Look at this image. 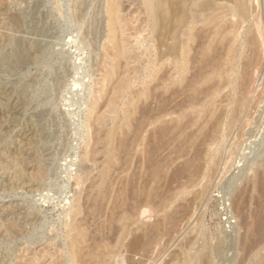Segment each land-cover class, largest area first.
Masks as SVG:
<instances>
[{
    "label": "rangeland",
    "instance_id": "1",
    "mask_svg": "<svg viewBox=\"0 0 264 264\" xmlns=\"http://www.w3.org/2000/svg\"><path fill=\"white\" fill-rule=\"evenodd\" d=\"M151 1L119 0L116 14L114 0H0V38L4 40L18 34V38L26 37L29 42L41 41L39 44L47 49L40 60L26 62V65L3 56L5 47L0 48V80L13 87L25 108L14 117L16 119L8 121L9 97L8 100L5 95L0 97L5 112L0 114V164H7L11 170L21 169L23 165L25 175H32L30 170H24L28 162L12 163L16 158L14 151H10L23 132L32 130L36 132L32 146L40 151L46 170L45 177L33 187L0 180V260L5 264H25L31 258L36 259V264H77L76 261L80 264L81 256L77 258L74 244L78 232L85 235V248L92 245L91 248L102 249L99 264H178L181 258L178 253L182 254V249L190 250L189 255L193 256H189L190 264L202 258L213 260L211 264H264V226L262 222L257 224L264 210V108L257 115L258 121L243 132L238 131V127L232 129L233 132L225 127L223 139L215 143L217 148L225 147H220L224 151L217 169L209 175H201L197 183L190 186L189 175L182 170L190 165V158L194 161L200 147L198 132L209 117L208 108L219 104L228 90L210 76L212 54L206 48L211 44L213 30L207 28L211 26L205 25L201 16L193 19L190 15L188 9L195 0H185L186 8L179 5V0H167L165 5L157 3L158 0ZM208 1L200 4L204 12L211 3ZM218 2L213 0L212 4ZM177 6H181L180 9ZM164 10L173 11L172 15L165 14ZM184 13L188 17L180 24L178 19ZM189 21H193L195 27L201 25L203 29L197 27L196 33L205 37L189 34L190 43L181 44V31ZM188 36L184 38L189 39ZM202 38L209 40L205 43ZM199 42L204 46H198ZM190 47H195L192 48L195 55ZM122 48L130 52L121 55ZM121 72L125 74L120 82L117 79ZM116 74L118 76H114ZM120 83L123 86L117 91ZM211 92L215 93L210 96ZM185 99L191 103H185ZM190 114L196 117L189 118ZM150 116L153 119L150 120ZM186 119L191 122L186 123ZM147 122L150 125L146 127ZM160 128L165 130L161 131L166 136ZM189 128L194 129L193 137L188 134L192 132ZM151 129L153 131L149 132ZM157 134L161 140L159 134L163 135V141ZM168 135L174 139L167 140ZM178 140L182 141L181 145ZM147 141H152L156 148ZM159 141L162 143L158 144ZM148 150H156L151 151L152 158ZM184 159L189 164L183 163L182 167ZM150 167L152 172L148 171ZM105 185L109 186L108 192ZM103 193H107V199H103ZM201 193L204 197L196 199ZM6 207H14V214H4ZM7 222L18 225L17 229L8 231L4 227ZM89 239L95 245L90 241L88 245Z\"/></svg>",
    "mask_w": 264,
    "mask_h": 264
},
{
    "label": "bare ground",
    "instance_id": "2",
    "mask_svg": "<svg viewBox=\"0 0 264 264\" xmlns=\"http://www.w3.org/2000/svg\"><path fill=\"white\" fill-rule=\"evenodd\" d=\"M117 1H119V0H114V3H113V10H114V12L117 14V10L119 9L118 8V5H117ZM149 2H150V0H148ZM152 1H154V0H152ZM151 1V2H152ZM156 1V0H155ZM166 1L167 0H158V2L157 3H159V4H161V5H165L166 4ZM174 1V0H173ZM180 1V4L179 5H181V6H185V8L186 7H188L184 2H185V0L183 1V0H179ZM202 1H204V0H195L192 4H191V6H189V9L188 10H190V15H192L193 16V19H196L197 17H200L201 18V20L203 19L204 21V24L205 25H209V26H211V27H207V28H209V29H212L213 30V36H212V38L210 39V41H211V44H209L208 45V48H206V50H207V52L208 53H210V54H212V59L210 58V57H207L208 59H211V61L210 60H208L207 59V61H210V63L209 64H211V65H209L208 63L206 64V65H209L210 66V76H211V78H212V80L214 81V82H217V81H220V83H221V87H223V89L224 90H228V92H225V94H224V98H223V103H222V101L219 103V104H216V105H214V107H212L211 109L210 108H208V113H209V115L207 114V116H209L208 117V119L206 120V122H205V124L203 125V126H201L200 127V130H199V132H198V141H199V143H200V145H199V143H198V145L200 146H198L199 148H198V151L196 152V154H195V157H194V161H193V159H191L190 158V160H192V162H190V165H188V166H186L182 171L183 172H187L188 173V175H189V185L191 186V185H194L195 183H197V180H199V177L201 176V175H205V174H208L209 175V173H211V171H213L214 169H217V166L219 165V162L221 161V159H222V157H221V152H222V148H220L221 146H219V148H217L216 146H215V143H217V141L220 139H223V130L225 129V127L226 128H229V130H231L232 131V129H234V128H236V127H238V131H241V132H243V130H244V128L246 129V128H249V127H251L252 125H254L257 121H258V119H257V115H258V113L260 112V110L261 109H263L264 108V0H225L226 2H224V3H221V1H224V0H219V2L218 3H215V4H212L213 3V0H210V1H208V2H211V3H208V6H207V8H206V13L204 12V10H202L201 9V6H200V4H201V2ZM207 1V0H206ZM217 1V0H216ZM122 2V1H121ZM147 2V1H146ZM124 3V2H123ZM127 3V2H126ZM179 3V2H178ZM177 3V4H178ZM203 3V2H202ZM206 3V2H205ZM204 3V4H205ZM206 3V4H207ZM171 4V3H170ZM122 5V4H121ZM172 5V4H171ZM149 6H151L152 7V4L151 5H149ZM167 6V5H166ZM180 6V7H181ZM174 7V6H173ZM177 7H179V6H177ZM180 7H179V9H180ZM200 8V9H199ZM151 9V8H150ZM179 9H177V10H179ZM152 10H153V8H152ZM174 10V9H173ZM182 12L181 13H183L184 12V9L182 8ZM121 11V10H120ZM151 11V10H150ZM165 11V10H164ZM171 12H173V11H165V14H171L172 15V13ZM35 13V12H34ZM180 13V14H181ZM123 14V13H122ZM177 14H178V12H177ZM13 15V14H12ZM16 15V14H15ZM14 15V16H15ZM36 15V14H35ZM124 15V14H123ZM160 15V14H159ZM16 16H18V15H16ZM20 16V15H19ZM170 16V15H169ZM34 17V16H33ZM35 17H37V15L35 16ZM152 17H154V16H152ZM186 17H188L185 13L182 15V17L180 16L179 18L180 19H178L179 20V22H180V24H184V22H186ZM169 18V17H168ZM174 18V17H173ZM182 18V19H181ZM125 19V18H124ZM175 19V18H174ZM173 19V20H174ZM192 19V20H193ZM33 20V19H32ZM126 20V19H125ZM198 20V19H197ZM37 22V21H36ZM167 22V21H166ZM171 23V22H170ZM117 24V23H116ZM155 24V23H154ZM172 24V23H171ZM159 25H161L162 26V24H159ZM116 26H118V25H116ZM173 26V25H172ZM201 26V25H200ZM199 25L197 26L198 28H202V26L200 27ZM120 27V26H119ZM177 27H178V25H177ZM197 27H195V25H194V22L193 21H189V24H187V27L186 28H184L183 29V31H181V34H180V40H182V43L181 44H183L184 42H186V43H190V41H191V39H190V37L188 36L189 34L191 35H194V33H196V32H198V31H196V30H198V28ZM207 28H206V30H207ZM123 29V28H122ZM161 29V28H160ZM159 29V30H160ZM172 29V28H171ZM176 29V28H175ZM203 29V28H202ZM117 31L119 30L118 29V27H117V29H116ZM121 30V29H120ZM123 30H125V29H123ZM205 30V31H206ZM114 32V31H113ZM119 32V31H118ZM161 32V31H160ZM171 32H173V31H171ZM125 33V32H124ZM166 33V32H165ZM164 33V34H165ZM203 33V32H202ZM206 33V32H205ZM7 34V33H6ZM5 34V35H6ZM17 33H15V35H16ZM119 34H120V32H119ZM126 34V33H125ZM197 34H200V33H196L195 35H197ZM19 35H21V34H19ZM122 35V34H121ZM124 35V34H123ZM184 35L185 36H188L189 37V39H186V38H184ZM210 35V34H209ZM7 36H8V34H7ZM17 36V37H16ZM16 36H9V37H6V39L4 38V40H2V38H0V48L2 49V48H4L5 47V51H4V53H2V54H4L3 56H5V57H7V58H10V59H13V60H16L17 62H20V63H26V62H29V61H33V62H36V61H38V60H40V57L42 56V55H44L47 51V49H46V47L44 46V45H42V44H39L40 42H38V43H33V42H29L28 40H27V38L25 37L24 39H26V40H24V39H22L21 37L20 38H18V34L16 35ZM126 36V35H125ZM128 36V35H127ZM178 36H179V34H178ZM205 37V34H200V37ZM208 36V35H207ZM116 37V36H115ZM164 37V36H163ZM169 37V36H168ZM195 37V36H194ZM198 37H199V35H198ZM200 37H199V39L198 40H200ZM203 37V38H204ZM30 38V37H29ZM120 38V37H119ZM118 38V39H119ZM128 38V37H127ZM182 38H184V39H182ZM196 38H197V36H196ZM202 38V39H203ZM209 38V37H208ZM186 39V40H185ZM201 39V40H202ZM115 40L116 41H118L119 42V40H117L116 38H115ZM124 40V39H123ZM126 40V39H125ZM164 40V39H163ZM209 39H206V41H208ZM33 41V40H32ZM36 41H38V38H37V40ZM115 41V42H116ZM161 41V40H160ZM196 41H197V39H196ZM203 41H205L204 39H203ZM206 41H205V43H206ZM85 42H87V41H85ZM118 42H116L115 44L116 45H118L117 43ZM126 42V41H125ZM198 42V41H197ZM43 43V42H42ZM119 43H121V40H120V42ZM130 43V42H129ZM162 43H163V41H162ZM204 43V42H203ZM108 44V43H107ZM107 44H106V46H107ZM123 44V43H122ZM126 44H128V39H127V43ZM192 44V43H191ZM201 44V42H199V44L197 43V45L199 46ZM120 45V44H119ZM119 45H118V48H119ZM194 45H196V43L194 44ZM202 45L203 44H201V47H202ZM215 45H217L216 47H215ZM219 45V46H218ZM121 46V45H120ZM204 46V45H203ZM126 47V46H125ZM132 47V46H131ZM131 47H129V49L131 48ZM197 47V46H196ZM107 48V47H106ZM110 48H112L111 47V45H110ZM191 48V47H190ZM192 48H195V47H192ZM191 48V49H192ZM198 48V47H197ZM108 49V48H107ZM106 49V50H107ZM114 49V48H113ZM113 49H112V51H113ZM119 49H121V48H119ZM220 49V50H219ZM105 50V51H106ZM127 49L126 48H122V50H120V52H121V55H122V53H126L127 51H126ZM193 51L195 50V49H192ZM197 50V49H196ZM198 50H199V48H198ZM198 50L196 51V52H198ZM108 51L109 52H111L109 49H108ZM200 51H202V50H200ZM130 52V51H129ZM129 52H127V53H129ZM191 53H193L194 55H195V51L194 52H191ZM199 53V52H198ZM108 54V53H107ZM103 55V54H102ZM192 55V54H191ZM190 55V56H191ZM194 55H192V56H194ZM128 56V55H127ZM197 56H200V55H197ZM203 56H205V54L203 55ZM206 56H208L207 54H206ZM110 57V56H109ZM120 57H122V56H120ZM103 58V57H102ZM195 59L197 58L196 56L194 57ZM42 59V58H41ZM185 59V58H184ZM189 59H191L190 57H189ZM188 59V60H189ZM205 59V58H204ZM197 60H199V59H197ZM102 61H103V59H102ZM124 61V60H123ZM129 61V60H128ZM206 61V60H205ZM206 61V62H207ZM12 62H14V61H12ZM185 62V61H184ZM31 63V62H30ZM195 63V62H194ZM193 63V64H194ZM102 64V63H101ZM129 64V63H128ZM192 64V63H191ZM192 64V65H193ZM21 65V64H20ZM26 65H27V63H26ZM165 65H166V63H165ZM189 65H190V63H189ZM192 65L190 66V67H188V69L190 68V69H192L193 67H192ZM198 65V64H197ZM21 66H24V64L23 65H21ZM122 66V65H121ZM123 66L125 67L126 65H125V63L123 64ZM201 66V65H200ZM205 65H202V67H204ZM119 67V66H118ZM117 67V68H118ZM173 67V66H172ZM197 67V66H196ZM205 67H207V66H205ZM166 68V67H165ZM199 68H201V67H199ZM209 68V67H208ZM120 69V68H119ZM126 69H127V67H126ZM196 69V68H195ZM202 69H204V68H202ZM206 69V68H205ZM125 70V69H124ZM114 71V70H113ZM121 71H123V69H121ZM200 71H203V70H200ZM205 71V70H204ZM209 71V70H208ZM109 72V71H108ZM117 72V71H116ZM124 72H126V71H124ZM124 72H121L120 74H121V76H120V74H119V79H117L118 81H122V79H123V77H122V74H125ZM187 72V71H186ZM193 73H194V71H192ZM196 73H198V72H196ZM196 73H195V76H196ZM200 73L201 72H199V76H200ZM110 74V73H109ZM186 74V73H185ZM203 74V73H202ZM205 74V73H204ZM110 75H112V73L110 74ZM167 75V74H166ZM184 75V74H183ZM198 75V74H197ZM114 76H118L117 74L116 75H114ZM187 76V75H186ZM206 76V75H205ZM120 77L122 78V79H120ZM167 77V76H166ZM207 77V76H206ZM202 78V77H201ZM200 78V79H201ZM112 79H113V77H112ZM193 79V78H192ZM190 80V79H189ZM201 80H203V78L201 79ZM117 81V82H118ZM195 81V80H194ZM199 81V80H198ZM117 82H115V83H117ZM186 82V81H185ZM189 82V81H188ZM192 82V81H191ZM196 82H197V80H196ZM115 83H113V85L115 84ZM195 83V82H194ZM198 83V82H197ZM177 84H179V83H177ZM186 84V83H185ZM190 84V83H189ZM214 85L216 84V83H213ZM213 84H212V86H213ZM219 85V84H218ZM123 86V83H120L119 84V86H118V88H117V91H119L120 90V88ZM209 86H211V85H209ZM220 86V85H219ZM184 87V86H183ZM186 87V86H185ZM187 87H190L189 85L187 86ZM206 87H208V85L206 86ZM214 87V86H213ZM201 88V87H200ZM203 88V87H202ZM202 88L200 89L201 90V92H203L202 91ZM209 88V87H208ZM215 88V87H214ZM28 89V88H27ZM27 89H25V90H27ZM165 89V88H164ZM164 89H162V90H164ZM183 89H185V88H183ZM211 89H212V87H211ZM177 90V89H176ZM175 90V91H176ZM207 91V89H205L204 88V91ZM115 91V89L112 91V92H114ZM197 91V90H196ZM210 91V90H209ZM15 90L13 89V87L11 86V85H9V84H7V83H4L3 81H1L0 80V97L2 98V96L3 95H5V96H7L6 97V99L9 97V105H10V107H9V109L8 110H6V112H7V120L8 119H13L14 117H16V116H18V115H20V114H22V112L24 111V102H23V100L20 98V96H18V95H16L15 93ZM173 92V91H172ZM180 92V91H179ZM201 92H199V95H201L200 93ZM152 92H150L149 94H151ZM187 93V92H186ZM190 93V92H189ZM188 93V96L190 95ZM207 93V92H206ZM215 92H211L210 93V96L211 95H213ZM165 94H167V93H165ZM185 94V93H184ZM192 94H194V93H192ZM198 94V93H197ZM151 95H153V93L151 94ZM179 95H181V92H180V94ZM186 95V94H185ZM209 96V95H208ZM151 97V96H150ZM149 97V98H150ZM168 97V96H167ZM166 97V98H167ZM190 97H192V95L190 96ZM3 98H5V97H3ZM171 98V97H170ZM185 98H186V96H185ZM193 98H195L194 96H193ZM202 98V97H201ZM205 98V96L203 97V99ZM112 99V98H111ZM189 99V98H188ZM200 99V98H199ZM8 100V99H7ZM165 100H167V99H165ZM169 100V99H168ZM181 100V99H180ZM186 100V99H185ZM193 100V99H192ZM170 101H172V98H171V100ZM169 101V102H170ZM189 101H191L190 99H189ZM189 101H184L185 103H187V102H189ZM196 101V100H195ZM194 101V102H195ZM208 101H211V98L210 99H208ZM168 102V103H169ZM184 102H182V103H184ZM191 102H193V101H191ZM191 102H189V103H191ZM197 102H199V101H197ZM197 102H195L196 104H197ZM109 103H110V101H109ZM166 103V102H165ZM195 103H192V104H195ZM161 104V103H160ZM163 104V103H162ZM161 104V105H162ZM174 104V103H173ZM177 104L179 105V103H178V101H177ZM172 105V104H171ZM177 105V106H178ZM167 106V105H166ZM176 106V107H177ZM2 103H1V100H0V114L1 113H3V114H5V112H3V110H2ZM183 107H185V106H183ZM175 108V107H174ZM178 108V107H177ZM148 109V108H147ZM171 109H172V106H171ZM181 109H182V106H181ZM149 110V109H148ZM164 110V109H163ZM169 110V109H168ZM185 110V109H184ZM169 112V111H168ZM167 112V113H168ZM202 112V111H201ZM147 113V112H146ZM161 113H162V111H161ZM132 115V114H131ZM147 115V114H146ZM146 115H144V117H147ZM157 115V114H156ZM155 115V116H156ZM161 115V114H160ZM191 115V114H190ZM197 115V114H196ZM5 116V117H6ZM136 116V115H135ZM207 116H205L206 118H207ZM4 117V118H5ZM192 117V115L189 117V118H191ZM194 117H196V116H194ZM194 117H192L193 119H194ZM14 119H16V118H14ZM151 119H153V118H151V116H150V120ZM205 119V118H204ZM6 120V122H8ZM190 120V119H189ZM187 121V119L185 120L186 121V123H188V122H191V121ZM14 121V120H13ZM140 121V120H139ZM138 121V122H139ZM145 121V120H144ZM176 120H174V122H175ZM203 121H205V120H203ZM11 122V121H10ZM183 122V121H182ZM5 122H3V124H4ZM130 123H131V121H130ZM184 123V122H183ZM2 124V125H3ZM7 124V123H6ZM137 124V123H136ZM200 124V123H199ZM203 124V123H202ZM5 125V124H4ZM133 125V124H132ZM135 125V124H134ZM150 124H148V122H147V125H146V127L147 126H149ZM164 125H165V123H164ZM167 125V124H166ZM165 125V129H166V133H167V126ZM172 126H174L175 125V123H172L171 124ZM171 125H170V127H171ZM177 125V124H176ZM183 125V127L185 128V123L184 124H182ZM8 126H9V124H8ZM156 126V125H155ZM163 126V125H162ZM197 126H198V124H197ZM7 127V126H6ZM5 127V128H6ZM133 127V126H132ZM138 127V126H137ZM161 127V126H160ZM182 127V128H183ZM2 128V127H1ZM9 128V127H8ZM161 128H163V127H161ZM160 128V132H165V130H163V129H161ZM168 128H169V125H168ZM182 128L180 129V128H178L179 130H182ZM35 129V128H34ZM126 129V128H125ZM145 129V128H144ZM177 129V130H178ZM189 129H191V128H189ZM196 129H199V128H196ZM42 131H43V129H41ZM162 130V131H161ZM169 130H171V129H169ZM192 130V129H191ZM194 130V129H193ZM193 130H192V132H190V133H188V134H192L193 133ZM236 130V129H235ZM134 131V130H133ZM153 130L151 129V131L149 130V132H152ZM159 131V130H158ZM196 131H198V130H196ZM126 132V131H125ZM156 132H157V130H156ZM162 132V134L164 135L165 133H163ZM175 132V131H174ZM230 132V131H229ZM233 132V131H232ZM241 132H240V135H241ZM133 133V132H132ZM134 133H135V131H134ZM142 133V132H141ZM154 133V132H153ZM158 133V132H157ZM178 133V132H177ZM180 133V132H179ZM186 133V132H185ZM184 133V134H185ZM146 134V133H145ZM171 134V133H170ZM174 134V133H173ZM238 134V133H237ZM31 135H33V136H31ZM35 135H36V132H33L32 130H28V132H23L22 133V136H21V138H19L18 140H16L15 142H14V145L10 148V151L12 152V150L14 151V153H15V158L16 159H14L13 161H12V163H15L16 161H21V162H23V161H26V162H28L27 163V169L25 168L24 170H30V174H32L31 176L30 175H28V176H26L25 175V173H26V171H25V173H24V171H23V169H22V167H23V165H22V167H21V169H20V167L19 168H14V170H11V169H9V167H8V165L6 164V165H1L0 166V180H4V181H7V182H11L12 184L14 183V182H18V183H22V184H24V185H26L27 187H33L34 185H37L38 183H39V180L40 179H43L44 177H45V174H46V170H45V168H44V166H43V164H42V156H41V153H40V151L38 150V149H35L33 146H32V140H33V138L35 137ZM42 135H43V133H42ZM118 135H120V134H118ZM134 135V134H133ZM150 135V134H149ZM148 135V136H149ZM152 135V134H151ZM160 136H162V140H161V137H159L158 136V134H157V136L160 138V140L161 141H163V135H161V134H159ZM172 135V134H171ZM229 135V134H228ZM128 136V135H127ZM153 136V135H152ZM152 136H151V139L153 140V138H152ZM165 136H166V134H165ZM175 136V135H174ZM176 136H177V134H176ZM189 136H191V137H193L194 135L192 134V135H189ZM236 136V135H235ZM243 136H245L244 134H243ZM243 136L241 137V136H239L240 138H243ZM139 137V136H138ZM145 137V136H144ZM150 137V136H149ZM169 137H171V139L173 138L172 136H170V135H168V139L167 140H169L170 138ZM183 137H184V135H183ZM228 137V136H227ZM186 138V137H185ZM130 139V138H129ZM170 139V140H171ZM174 139V138H173ZM172 139V140H173ZM191 139V138H190ZM190 139H189V141H190ZM125 140V139H124ZM150 140V139H149ZM37 141V140H36ZM119 141V140H118ZM154 141V140H153ZM158 141V140H157ZM161 141H159V143L158 144H160V142ZM187 141V140H186ZM223 141V140H222ZM125 142V141H124ZM128 142V141H127ZM147 142H149V144L152 142H150V141H147ZM165 143L164 144H167L166 143V141H164ZM171 142V141H170ZM178 142H180V140H178ZM182 142V141H181ZM181 142H180V145H181ZM142 143V142H141ZM153 143V142H152ZM162 143V142H161ZM188 143V142H187ZM196 143V142H195ZM164 144H163V146H164ZM170 144V143H169ZM128 145V144H127ZM152 146L154 145V143L153 144H151ZM182 145H184V144H182ZM118 146V145H117ZM156 146H158V145H156ZM160 146V145H159ZM170 146V145H169ZM175 146H177L176 145V143H175ZM119 147V146H118ZM117 147V148H118ZM128 147V146H127ZM133 147V146H132ZM134 147H135V145H134ZM147 147V146H146ZM153 147H155V146H153ZM153 147H152V149H153ZM162 146H160V148H161ZM174 146H172V148H173ZM223 147V146H222ZM9 148L7 149L8 151H9ZM124 148V147H123ZM156 148V147H155ZM154 148V149H155ZM159 148V149H160ZM163 148V147H162ZM180 148V147H179ZM178 148V149H179ZM182 148V147H181ZM217 148V149H216ZM223 148H225V147H223ZM134 149V148H133ZM149 149V148H148ZM174 149V148H173ZM172 149V150H173ZM178 149H176V150H178ZM196 149V148H195ZM162 150V149H161ZM171 150V151H172ZM194 150V149H193ZM9 151V152H10ZM118 151V150H117ZM140 151H141V149H140ZM152 152H155V151H153V150H151ZM151 151H149L148 150V152H151ZM170 151V150H169ZM171 151H170V153H171ZM181 151V150H180ZM195 151V150H194ZM224 151V150H223ZM8 152V153H9ZM122 152V151H121ZM124 152V151H123ZM126 152H127V150H126ZM151 152V153H152ZM177 152V151H176ZM149 154V157H151L150 155H153L154 156V154L152 153V154ZM181 153H183V152H181ZM192 153V152H191ZM192 153V154H193ZM137 154V153H136ZM117 155H118V153H117ZM131 155V154H130ZM138 155H139V152H138ZM159 155V153L158 154H156V156H158ZM9 156H10V154H9ZM115 156V155H114ZM124 156H126V154L124 155ZM137 156V155H136ZM141 156V155H140ZM140 156H138V157H140ZM146 157H147V155H146ZM148 157V158H149ZM161 157V156H160ZM189 157H190V155H189ZM188 157V158H189ZM147 158V159H148ZM152 158V157H151ZM174 158H175V156H174ZM192 158H193V156H192ZM121 159H123V158H121ZM137 159V158H136ZM135 159V160H136ZM150 159V158H149ZM140 160V159H139ZM167 160V159H166ZM145 161H146V159H145ZM163 161V160H162ZM168 161V160H167ZM186 161L187 160H185L184 159V162H182L181 164H182V167H183V163L184 164H189V163H186ZM25 162V163H26ZM150 162V161H149ZM153 162V161H152ZM164 162H166L165 160H164ZM24 163V162H23ZM22 163V164H23ZM134 163H135V161H134ZM140 163V162H139ZM160 163H162V162H159V164ZM167 163V162H166ZM169 163V162H168ZM170 163H171V161H170ZM180 163V162H179ZM138 164V163H137ZM157 164L158 163H156L155 162V165L154 164H151V165H154V166H157ZM114 165V164H113ZM112 165V166H113ZM162 165V164H161ZM177 165V164H176ZM14 166H16V165H14ZM19 166V165H18ZM17 166V167H18ZM125 166V165H124ZM140 166V165H139ZM146 166V165H145ZM147 166H149V165H147ZM146 166V167H147ZM153 166V167H154ZM179 166V165H178ZM119 167V166H118ZM152 167V166H151ZM151 167H150V169L148 170V171H151ZM163 167H165V166H163ZM111 168H113V167H111ZM114 168H116V167H114ZM134 168V167H133ZM132 168V169H133ZM147 168H149V167H147ZM176 168V167H175ZM179 168V167H178ZM121 170H122V167L120 168ZM119 169V170H120ZM139 169V168H138ZM160 169H161V167H160ZM173 169V168H172ZM181 169V168H180ZM262 169V168H261ZM137 170V169H136ZM135 170V171H136ZM153 171H154V169H152ZM157 170V169H156ZM162 170V169H161ZM160 170V171H161ZM263 170V169H262ZM261 170V171H262ZM132 171V170H131ZM144 171V170H143ZM159 171V170H158ZM174 172H175V170H173ZM260 171V172H261ZM152 172V171H151ZM151 172H147L149 175H151L152 173ZM132 174V173H131ZM147 174V175H148ZM162 174V173H161ZM179 173H177V175H178ZM113 175H114V173H113ZM117 175V174H116ZM143 175V174H142ZM146 175V174H145ZM160 175V174H159ZM162 175H164V174H162ZM175 175V174H174ZM110 176V175H109ZM111 176H112V174H111ZM136 176V175H135ZM134 176V177H135ZM165 176V175H164ZM178 176H180V174L178 175ZM183 176V175H182ZM186 176V175H185ZM211 176V175H210ZM115 177V176H114ZM174 177H176V176H174ZM212 177V176H211ZM260 177V176H259ZM258 177V178H259ZM116 178V177H115ZM133 178V177H132ZM149 178H150V176H149ZM173 178V177H172ZM178 178V177H177ZM188 178V177H187ZM108 179L110 180V178L108 177ZM107 179V180H108ZM112 179V178H111ZM146 179V178H145ZM154 178H152V179H150V180H153ZM175 179V178H174ZM115 180V179H114ZM123 180V179H122ZM125 180V179H124ZM124 180L122 181V182H124ZM132 180V179H131ZM173 180V179H172ZM188 180V179H187ZM262 180V179H261ZM3 181V182H4ZM133 181V180H132ZM161 181V180H160ZM37 182V183H36ZM260 182V181H259ZM210 183V182H209ZM106 184V183H105ZM109 184H110V181H109ZM135 184V183H134ZM141 184V186L142 185H144V184H142V183H140ZM149 184V183H148ZM161 184V183H160ZM245 184V183H244ZM107 185V184H106ZM106 185L104 186V188H105V190L108 192V188H109V186H107L106 187ZM154 185H156V184H154ZM128 186H130V185H128ZM150 186V185H149ZM245 186V185H244ZM250 186V185H249ZM144 187V186H143ZM155 187V186H154ZM259 187V186H258ZM103 188V189H104ZM118 188V186L116 187V189ZM133 188V187H132ZM148 188V187H147ZM119 189V188H118ZM124 189V188H123ZM263 189V188H262ZM121 190V189H120ZM148 190V189H147ZM250 190V189H249ZM261 190V189H260ZM117 191V190H116ZM149 191V190H148ZM148 191H146V194H148L147 192ZM243 191V190H242ZM264 191V190H263ZM145 192V191H144ZM144 192H142V193H144ZM168 192V191H167ZM259 192V191H258ZM120 193V192H119ZM163 193V192H162ZM205 193V192H204ZM243 193V192H242ZM107 193H105V195H106ZM155 194H157V192L155 193ZM164 194H166V192L164 193ZM255 194V193H254ZM253 194V195H254ZM103 195H104V193H103ZM104 195V196H105ZM122 195V194H121ZM154 198L156 197L155 195H153V194H151ZM103 196V199H105L106 198V196L104 197ZM117 196V195H116ZM128 196V195H127ZM152 196L150 197V198H152ZM248 196V195H247ZM146 197H147V195H146ZM146 197L144 196V198L146 199ZM197 197H199V198H202V197H204L203 196V193H201L200 195H196L195 196V198L197 199ZM96 198H97V196H96ZM108 198V197H107ZM106 198V199H107ZM117 198V197H116ZM123 198V197H122ZM260 198V197H259ZM93 199V198H92ZM94 199H95V197H94ZM153 199V198H152ZM152 199H150V200H152ZM262 199V198H261ZM100 200L102 201V199L100 198ZM119 200V199H118ZM120 200H123V199H121V197H120ZM155 200V199H154ZM158 199H156V201H157ZM264 200V199H263ZM125 201V200H124ZM161 201V200H160ZM244 201V200H243ZM248 201V200H247ZM116 202V205L117 204H119L117 201H115ZM119 202H121V201H119ZM162 202V201H161ZM92 203H94V202H92ZM101 202H99V204H100ZM105 203V202H104ZM159 203V202H158ZM169 203V202H168ZM123 204V203H122ZM152 204H154L153 202H152ZM240 204H242V202L240 203ZM101 205V204H100ZM127 205V204H126ZM261 205V204H260ZM263 205V204H262ZM12 206V205H11ZM99 206V205H98ZM102 206H104V205H102ZM119 206H120V204H119ZM124 206V205H123ZM122 206V209L124 208ZM158 206V205H157ZM259 206V205H258ZM156 207V206H155ZM263 207V206H262ZM99 208H101V207H99ZM116 208H117V206H116ZM116 208H115V210H116ZM119 208V207H118ZM261 208V207H260ZM1 209V208H0ZM121 209V208H120ZM121 209V210H122ZM264 209V208H263ZM263 209H261V210H263ZM95 210V209H94ZM114 210V211H115ZM119 210V209H118ZM4 214H6V215H9L10 216V214L12 215V213L14 214V212H15V208L14 207H6L4 210ZM103 211V210H102ZM264 211V210H263ZM263 211H261L262 213L259 215V218H258V222H257V224H259V222L261 223V224H263V226H264V217H263ZM118 211H116L115 213H117ZM122 212V211H121ZM94 213V212H93ZM102 213V212H101ZM119 213V212H118ZM117 213V214H118ZM125 213V212H124ZM257 213H259V212H257ZM1 214H3V213H1ZM99 214V213H98ZM117 214H115L116 216H117ZM130 214V213H129ZM174 214H176V213H174ZM101 215V214H100ZM131 215V214H130ZM132 215H134V213L132 214ZM177 215V214H176ZM95 216H97V215H95ZM99 216V215H98ZM115 216V217H116ZM119 216V215H118ZM110 217V216H109ZM257 217V216H256ZM255 217V218H256ZM5 218V217H4ZM110 218H112V217H110ZM171 218V217H170ZM176 218V217H175ZM7 219V218H6ZM96 220V219H95ZM111 220V219H110ZM115 220V219H114ZM118 220V219H117ZM177 221V220H176ZM1 222V221H0ZM101 222V221H100ZM116 222V221H115ZM169 222V221H168ZM174 222V221H173ZM8 223V222H7ZM171 222H169V224H170ZM255 223V222H254ZM157 223H155V225H156ZM176 224V223H175ZM3 225V224H2ZM115 225V224H114ZM7 227V229H8V231H13V230H16L17 229V227H18V225L16 226V224L14 223V224H12V223H8L7 225H6V223L4 224V227ZM99 226V225H98ZM116 226V225H115ZM157 226V225H156ZM155 226V227H156ZM173 226V225H172ZM259 226V225H258ZM0 227H2V226H0ZM117 227V226H116ZM116 227H115V229H116ZM175 227V226H174ZM256 227V226H255ZM254 227V228H255ZM87 228H89V227H87ZM93 228V227H92ZM172 228V227H171ZM261 228V227H260ZM263 228V227H262ZM98 229H100V228H98ZM111 228H109V230H110ZM114 229V230H115ZM118 229V228H117ZM154 229V228H153ZM2 230H4V229H2ZM150 230V229H149ZM148 230V231H149ZM263 230V229H262ZM262 230H260V232L262 231ZM1 231V230H0ZM19 231V230H18ZM104 231V230H103ZM113 231V230H112ZM117 231V230H116ZM151 231V230H150ZM93 232V231H92ZM99 232V231H98ZM101 232H102V229H101ZM153 232H154V230H153ZM245 232V231H244ZM3 233H5V232H3ZM10 233V232H9ZM8 233V234H9ZM115 233V232H114ZM118 233V232H117ZM117 233H116V235H117ZM1 234V233H0ZM92 234V233H91ZM91 234H90V236H91ZM109 234V233H108ZM113 234V233H112ZM149 234V233H148ZM251 234H253V233H251ZM258 234V233H257ZM264 234V232H262V235ZM3 235V234H2ZM88 235V234H87ZM101 235V234H100ZM99 235V236H100ZM115 235V236H116ZM126 235V234H125ZM146 235H147V233H146ZM152 235V234H151ZM176 235V234H175ZM242 235H244L243 233H242ZM241 235V236H242ZM250 235V234H249ZM90 236H88V237H90ZM93 236H95V234L94 235H92V237ZM98 236V237H99ZM154 236V235H153ZM92 237H90V238H92ZM101 237V236H100ZM138 237V236H137ZM141 237V236H140ZM171 237H173V236H171ZM240 237V236H239ZM262 237V236H261ZM104 238V237H103ZM142 238V237H141ZM152 238V237H151ZM190 238H192V237H190ZM250 238V237H249ZM97 239V238H96ZM106 239V238H105ZM136 239V238H135ZM135 239H134V241H135ZM150 239V238H149ZM242 239V238H241ZM244 239V238H243ZM251 239V238H250ZM98 240H100V238L98 239ZM141 240V239H140ZM189 240V239H188ZM248 240V239H247ZM258 240V239H257ZM90 241V239L88 240V242ZM93 241V240H92ZM95 241V240H94ZM101 241V240H100ZM99 241V242H100ZM102 241H103V239H102ZM137 241V240H136ZM151 241V240H150ZM183 241V240H182ZM239 241V240H238ZM243 241V240H242ZM254 241V240H253ZM74 244H75V247H76V254H77V258H78V256H81V259H80V264H99V261H100V259H101V257H103L102 256V249L100 248V247H96V248H91V247H93L92 245H90L91 247L89 248V247H86L85 248V235H84V233L83 232H78L76 235H75V237H74ZM91 242V241H90ZM90 242L88 243V245L90 244ZM139 242H141V241H139ZM145 242H146V240H145ZM145 242H144V244H145ZM223 242V241H222ZM240 242V241H239ZM247 242V241H246ZM257 242V241H256ZM92 243V242H91ZM103 243V242H102ZM104 243H106L107 244V241L105 242L104 241ZM187 243V242H186ZM225 243V242H224ZM93 245H95V243H92ZM106 244H105V246H106ZM111 244V243H110ZM113 244V243H112ZM238 244V243H237ZM240 244V243H239ZM250 244H251V242H250ZM249 244V245H250ZM259 244V243H258ZM148 245H149V243H148ZM188 245V244H187ZM236 245V244H235ZM103 246H104V244H103ZM141 246V245H140ZM144 246V245H143ZM184 246V245H183ZM182 246V247H183ZM251 246V245H250ZM253 246V245H252ZM257 246V245H256ZM187 247V246H186ZM240 247H242V246H240ZM245 247H246V245H245ZM245 247H244V249H245ZM254 247V246H253ZM83 248H85V249H87V250H83ZM105 249H106V252L108 253V251H107V248L106 247H104ZM185 248V247H184ZM161 249V248H160ZM223 249V248H222ZM242 249V248H241ZM123 250V249H122ZM183 250V253L181 254V252L180 253H178V254H180V256L179 257H181V258H178L179 259V261H178V264H190V260H189V258L190 257H193V256H190L189 254H190V250L189 251H186L187 249H182ZM240 250V249H239ZM249 250V249H248ZM253 250V249H252ZM132 251V250H131ZM135 251H137V250H135ZM159 251V250H158ZM161 251H162V249H161ZM75 252V251H74ZM250 252V251H249ZM121 253V252H120ZM159 253H160V251H159ZM158 253V254H159ZM163 253V252H162ZM115 254V253H114ZM172 254V253H171ZM160 255V254H159ZM175 255H177V254H175ZM182 255V256H181ZM190 256V257H189ZM252 256V255H251ZM60 257V256H59ZM170 257V256H169ZM202 256H200V258H201ZM207 257H209V256H207ZM121 258V257H120ZM161 258V257H160ZM132 259V258H131ZM130 259V260H131ZM167 259V258H166ZM204 259H207V260H203V258H202V260H200V261H197V263L196 264H211L212 263V261L210 262L209 261V259L208 258H204ZM243 259V258H242ZM251 259V258H250ZM119 260H121V259H119ZM118 260V261H119ZM211 260V259H210ZM246 260V259H245ZM40 261V260H39ZM118 261H117V263H118ZM163 261H164V259H163ZM242 261V260H241ZM253 261V260H252ZM26 262V261H25ZM77 262V264H78V261H76ZM121 262H122V260H121ZM37 262H36V259L35 258H31V259H29L28 260V262L27 263H25V264H36ZM119 263H120V261H119ZM0 264H5L4 263V261L2 262L1 260H0ZM23 264V263H22ZM129 264V263H128Z\"/></svg>",
    "mask_w": 264,
    "mask_h": 264
}]
</instances>
